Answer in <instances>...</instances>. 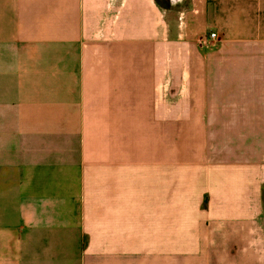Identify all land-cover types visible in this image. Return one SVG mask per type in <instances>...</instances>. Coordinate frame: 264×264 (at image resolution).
Listing matches in <instances>:
<instances>
[{"label":"crops","instance_id":"obj_1","mask_svg":"<svg viewBox=\"0 0 264 264\" xmlns=\"http://www.w3.org/2000/svg\"><path fill=\"white\" fill-rule=\"evenodd\" d=\"M169 2L0 0V264H264V0Z\"/></svg>","mask_w":264,"mask_h":264},{"label":"rangeland","instance_id":"obj_2","mask_svg":"<svg viewBox=\"0 0 264 264\" xmlns=\"http://www.w3.org/2000/svg\"><path fill=\"white\" fill-rule=\"evenodd\" d=\"M175 1H177V0H175ZM166 3H167V7H169L170 6V2H169V0H166ZM184 5H186V2H185V4ZM182 6V5H181ZM171 7H174L175 9H179L180 8V5L179 4H177V5H172ZM217 39V38H216ZM204 41H200V43L201 44H205V43H203ZM210 43H211V41H210ZM167 62H170V61H167ZM170 65V64H169ZM169 72V67H167V73ZM170 73V72H169Z\"/></svg>","mask_w":264,"mask_h":264},{"label":"built area","instance_id":"obj_3","mask_svg":"<svg viewBox=\"0 0 264 264\" xmlns=\"http://www.w3.org/2000/svg\"><path fill=\"white\" fill-rule=\"evenodd\" d=\"M209 36H210V41H211V39L215 40L217 38V33L211 32ZM203 41L206 42V39H203Z\"/></svg>","mask_w":264,"mask_h":264}]
</instances>
